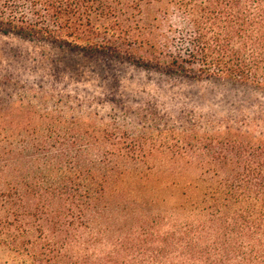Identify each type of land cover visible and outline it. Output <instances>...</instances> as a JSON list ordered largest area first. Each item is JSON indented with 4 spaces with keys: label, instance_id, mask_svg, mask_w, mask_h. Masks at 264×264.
Returning <instances> with one entry per match:
<instances>
[{
    "label": "trees",
    "instance_id": "16d2710c",
    "mask_svg": "<svg viewBox=\"0 0 264 264\" xmlns=\"http://www.w3.org/2000/svg\"><path fill=\"white\" fill-rule=\"evenodd\" d=\"M0 33L264 92V0H0ZM11 96L0 264H264L255 120L134 133Z\"/></svg>",
    "mask_w": 264,
    "mask_h": 264
},
{
    "label": "rangeland",
    "instance_id": "374dc122",
    "mask_svg": "<svg viewBox=\"0 0 264 264\" xmlns=\"http://www.w3.org/2000/svg\"><path fill=\"white\" fill-rule=\"evenodd\" d=\"M8 94L42 108L57 107L83 123L134 133L193 123L209 131L254 120L250 127L264 130V92L166 75L0 33V96Z\"/></svg>",
    "mask_w": 264,
    "mask_h": 264
}]
</instances>
